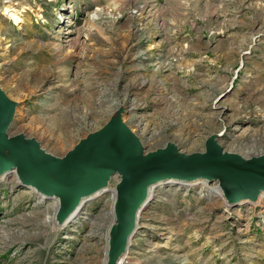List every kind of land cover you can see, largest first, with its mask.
<instances>
[{"label": "rangeland", "instance_id": "rangeland-1", "mask_svg": "<svg viewBox=\"0 0 264 264\" xmlns=\"http://www.w3.org/2000/svg\"><path fill=\"white\" fill-rule=\"evenodd\" d=\"M0 88L16 103L10 136L57 157L121 106L146 152H205L215 135L264 155V0H0ZM121 181L61 223L54 199L0 180V264H108ZM215 185L156 183L115 264H264V195L225 202Z\"/></svg>", "mask_w": 264, "mask_h": 264}, {"label": "water", "instance_id": "water-1", "mask_svg": "<svg viewBox=\"0 0 264 264\" xmlns=\"http://www.w3.org/2000/svg\"><path fill=\"white\" fill-rule=\"evenodd\" d=\"M16 103L0 88V173L18 167L20 183L61 197L58 220L64 223L82 196L106 187L120 174L116 219L110 232V260L115 264L136 230V217L149 202L148 188L169 178L216 180L231 203L256 201L264 192V155L245 158L224 151L215 135L205 152L185 153L172 142L152 152L115 111L107 124L77 143L64 157L48 154L37 139L9 136Z\"/></svg>", "mask_w": 264, "mask_h": 264}, {"label": "bare ground", "instance_id": "bare-ground-1", "mask_svg": "<svg viewBox=\"0 0 264 264\" xmlns=\"http://www.w3.org/2000/svg\"><path fill=\"white\" fill-rule=\"evenodd\" d=\"M12 7V6H11ZM7 11H9V16H10V18L11 19H13V20H15V21H21L20 19V15H19V13L17 12V10L15 11V10H11V9H8L7 8ZM118 107V106H117ZM123 107L121 106V108L120 107H118L117 109H116V111H121V110H123L122 109ZM9 136H10V134H9ZM17 136V135H16ZM215 138H216V136H214ZM43 149V148H42ZM44 150V149H43ZM46 151V150H45ZM47 152V151H46ZM48 153V152H47ZM147 153V152H146ZM48 154H51V153H48ZM10 175H13L14 177H15V179L17 180V181H19V182H21L20 181V179H19V171H18V167H15V168H13V169H9V170H7V171H5V172H3V173H0V180H2V179H4V178H7L8 176H10ZM204 178H197V180H182V181H180V180H176V179H174V178H169L168 180H166V181H160V182H158L157 184H159V183H161V182H165V183H174V182H176V183H180V184H185V185H194V184H197V182H199V181H202ZM206 180V179H205ZM32 187V186H31ZM154 187H155V184H153V186H150L149 188H148V191H149V199H151L152 198V196L154 195ZM35 191H38L39 192V195H41L40 197H42V199H46V198H52V199H54V201H55V205H56V209H57V212H56V214L58 213V210L60 209V206H61V197H59V196H56V195H51V196H48L47 194H45V193H43V192H41L40 190H38L37 188H35V187H32ZM209 189H210V192L211 193H213V195H215V196H218V197H221L225 202H230L229 201V199H228V197L226 196V194H225V191H224V189L223 188H221V186H220V183L218 182V185H215V186H212V187H209ZM106 189H105V187H103V188H99V189H96L95 190V192H94V194L95 193H98V194H100V193H103L104 191H105ZM112 192H113V204H112V221L114 220V222H113V224L115 223V219H116V207H115V204H116V200H117V198H118V192H117V188H116V190H112ZM264 195V192H262V193H260L259 194V196L257 197V199H259V198H261L262 196ZM91 197L90 196H82L81 197V201L79 202V204H78V206L76 207V209L71 213V215H69L68 217H67V219L65 220V223H67V221H71V220H75V218L77 217V215H79L80 213H81V211L84 209L83 208V206H84V204L90 199ZM240 202H242V201H240ZM142 212V211H141ZM139 218H140V214L136 217V229L138 228V225H139V222H140V220H139ZM58 221V220H57ZM61 224V223H60ZM113 224H112V226H111V228H110V232H111V229H112V227H113ZM110 232H109V239H108V241H109V243L107 244V246H106V260L107 261H109L110 260V257H109V255H110V238H111V236H110ZM132 238H129V240H128V242L126 243V248H125V250L128 248V246H129V243H130V240H131ZM126 252V251H125ZM105 260V261H106ZM106 263V262H105ZM124 263V260H119V262L117 263V264H123Z\"/></svg>", "mask_w": 264, "mask_h": 264}]
</instances>
